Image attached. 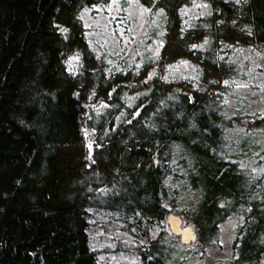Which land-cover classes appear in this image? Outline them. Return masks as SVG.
I'll use <instances>...</instances> for the list:
<instances>
[{"label": "trees", "instance_id": "1", "mask_svg": "<svg viewBox=\"0 0 264 264\" xmlns=\"http://www.w3.org/2000/svg\"><path fill=\"white\" fill-rule=\"evenodd\" d=\"M112 1L0 0V264H186L232 217L229 264H264V113L226 100L264 0H138L162 42L139 66L88 42L81 14ZM181 61L193 80L165 76ZM179 178L200 194L189 249L166 226Z\"/></svg>", "mask_w": 264, "mask_h": 264}, {"label": "rangeland", "instance_id": "2", "mask_svg": "<svg viewBox=\"0 0 264 264\" xmlns=\"http://www.w3.org/2000/svg\"><path fill=\"white\" fill-rule=\"evenodd\" d=\"M202 6L200 4L190 11H184L186 27H190L195 19L205 11L201 8ZM81 18L89 44L110 65H117L118 61L125 57L128 65L139 66L144 63L146 57L155 58L159 51L160 39L148 34L150 22L146 20L145 11L139 6L138 0H113L106 7L84 10ZM153 22V25L157 24L156 19ZM243 56L247 66L241 65L240 69L246 78L238 84L241 91H237V96L226 97L227 102L230 101L227 108L230 110L232 107H243L246 108L245 110L264 113V52L243 53ZM151 75L152 73L150 77ZM196 75V68L188 61L173 64L165 74L168 79L174 81L193 80ZM178 173L183 172L180 170ZM179 179L180 181L175 180L169 184L171 187L169 197L175 199L173 207L169 209L171 213L181 218L182 227H191V224L185 220L186 212L197 203L200 194L192 191L184 183L183 178ZM239 223L238 217L227 219L221 226L219 244L214 248H209L205 255L189 258L186 264H229L232 257L231 245ZM166 226L169 235L174 237L184 249L194 247L192 242L181 243L180 236L171 232L167 222ZM172 237L168 238L172 239ZM101 244L103 242L99 245ZM116 264H123L122 258Z\"/></svg>", "mask_w": 264, "mask_h": 264}, {"label": "water", "instance_id": "3", "mask_svg": "<svg viewBox=\"0 0 264 264\" xmlns=\"http://www.w3.org/2000/svg\"><path fill=\"white\" fill-rule=\"evenodd\" d=\"M166 222L171 232L180 236L181 243L195 242V234L192 228L189 226L182 227V221L179 216L170 212L167 214Z\"/></svg>", "mask_w": 264, "mask_h": 264}, {"label": "snow or ice", "instance_id": "4", "mask_svg": "<svg viewBox=\"0 0 264 264\" xmlns=\"http://www.w3.org/2000/svg\"><path fill=\"white\" fill-rule=\"evenodd\" d=\"M225 2H227V0H225ZM237 2H239V0H237ZM149 9H145V11H148ZM161 13H163V9L161 8L159 10ZM162 43V42H161ZM198 47H202V45H196V44H193L192 45V48L195 49V48H198ZM186 63V62H185ZM225 83H227V81H225Z\"/></svg>", "mask_w": 264, "mask_h": 264}]
</instances>
